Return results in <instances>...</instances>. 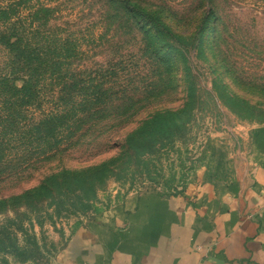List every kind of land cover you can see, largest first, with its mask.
<instances>
[{
	"label": "rangeland",
	"instance_id": "1",
	"mask_svg": "<svg viewBox=\"0 0 264 264\" xmlns=\"http://www.w3.org/2000/svg\"><path fill=\"white\" fill-rule=\"evenodd\" d=\"M113 1L41 0L48 7L42 6L41 17L47 20L43 27H58L61 34L79 42V54L68 67L63 66L69 68L64 75L93 80L107 97L116 93L122 100L135 99L138 115L131 122L116 117L91 124L60 157L0 182V199L34 188L45 175L60 169H81L109 159L119 151L116 142L155 111L192 109L191 116L183 117L190 122L179 139L184 144L177 143L187 170L177 192L203 181L230 180L246 170L251 128L263 124L236 116L228 105L216 109L206 91L249 105L256 114L261 112L264 121V0H132L159 18L166 27L161 31L148 18L138 28L130 27L111 7ZM53 90L50 83L42 90L41 106L32 113L36 117L54 108L58 95ZM189 96L200 107L194 103L183 108ZM176 158L169 155L170 162ZM175 165L180 174L177 161ZM163 173H169L167 167ZM147 187L169 193L162 184L137 180L132 187H120L109 180L87 214L45 220L42 227L34 223L45 254L41 263L53 264L75 227L112 204L131 206ZM23 209L20 206L19 212ZM13 217V211L0 212V222ZM24 225L28 226L27 220ZM11 264L33 263L11 260Z\"/></svg>",
	"mask_w": 264,
	"mask_h": 264
},
{
	"label": "trees",
	"instance_id": "2",
	"mask_svg": "<svg viewBox=\"0 0 264 264\" xmlns=\"http://www.w3.org/2000/svg\"><path fill=\"white\" fill-rule=\"evenodd\" d=\"M42 6L41 0H0V182L60 157L91 124L116 117L131 122L139 112L133 108L135 99L122 100L116 93L107 97L93 80L64 75L69 68L63 66L68 67L79 54V42L70 34H61L58 27L45 29ZM111 7L134 29L146 18L156 30L166 29L159 18L132 0H115ZM49 83L55 86L57 102L50 112L36 117L32 113L41 106V92ZM206 92L216 109L228 105L236 116L264 124L261 112L256 114L249 105ZM194 103L189 96L183 108ZM191 110L152 112L116 142L119 151L109 159L81 169H60L45 175L36 187L0 199V212L14 214L13 219L0 222V264H11V260L42 264L45 254L33 231L34 223L42 227L45 220L87 214L109 180L120 187H132L137 180L162 184L169 192H160L162 196L180 193L177 188L183 183L186 166L177 143L190 123L183 117L191 116ZM181 117L182 122H176ZM171 154L177 157L175 161L170 162ZM164 167L169 173H163ZM20 206L25 212H19Z\"/></svg>",
	"mask_w": 264,
	"mask_h": 264
},
{
	"label": "crops",
	"instance_id": "3",
	"mask_svg": "<svg viewBox=\"0 0 264 264\" xmlns=\"http://www.w3.org/2000/svg\"><path fill=\"white\" fill-rule=\"evenodd\" d=\"M247 168L177 195L145 188L75 227L53 264H264V124Z\"/></svg>",
	"mask_w": 264,
	"mask_h": 264
}]
</instances>
